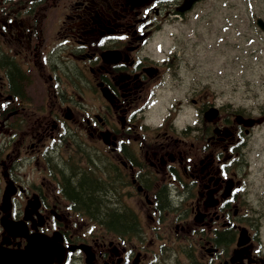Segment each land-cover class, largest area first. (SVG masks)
<instances>
[{"label":"flooded vegetation","instance_id":"1","mask_svg":"<svg viewBox=\"0 0 264 264\" xmlns=\"http://www.w3.org/2000/svg\"><path fill=\"white\" fill-rule=\"evenodd\" d=\"M201 1L0 0V247L44 235L63 264H264V64L191 100L188 80L150 113L178 79L165 24ZM74 176L130 221L97 219Z\"/></svg>","mask_w":264,"mask_h":264},{"label":"rangeland","instance_id":"2","mask_svg":"<svg viewBox=\"0 0 264 264\" xmlns=\"http://www.w3.org/2000/svg\"><path fill=\"white\" fill-rule=\"evenodd\" d=\"M204 2L206 3L200 2L199 6L187 11L181 20L165 24L162 44L166 51L170 49L177 52L176 67L179 68L178 79L168 83L159 92V95L169 96L165 102L171 96L179 94L188 80L191 100L192 97L200 98L203 85H213V79H219L222 70L227 75H235L237 79L230 80L236 82L242 81L245 75L249 76L247 72L253 71L254 66L264 64V32L259 31L254 22L257 16L264 17V0ZM224 25L228 28L224 29ZM237 54H240V61L234 60ZM234 62L241 63L240 69L244 73L239 74L240 70L234 68ZM162 102L160 99L152 110L156 113L164 112L163 107H159ZM195 121V104L189 101V122ZM198 254L201 255V252L198 251Z\"/></svg>","mask_w":264,"mask_h":264},{"label":"trees","instance_id":"3","mask_svg":"<svg viewBox=\"0 0 264 264\" xmlns=\"http://www.w3.org/2000/svg\"><path fill=\"white\" fill-rule=\"evenodd\" d=\"M16 71H18L17 68ZM69 190L75 198L85 202V204H91L92 206L95 204L96 210H93L97 217L103 219L108 218L110 220L114 219L117 223L130 221L125 213L113 207V202L107 196L108 192L102 190L92 180L74 176L71 184H69Z\"/></svg>","mask_w":264,"mask_h":264},{"label":"water","instance_id":"4","mask_svg":"<svg viewBox=\"0 0 264 264\" xmlns=\"http://www.w3.org/2000/svg\"><path fill=\"white\" fill-rule=\"evenodd\" d=\"M261 24H264L263 21H259ZM0 264H20L19 262H16L15 260H9L6 262H0Z\"/></svg>","mask_w":264,"mask_h":264}]
</instances>
